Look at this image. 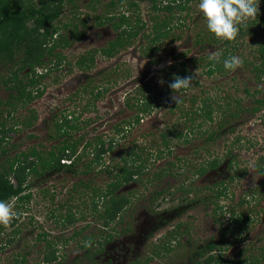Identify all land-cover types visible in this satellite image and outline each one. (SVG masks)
<instances>
[{
	"label": "rangeland",
	"instance_id": "rangeland-1",
	"mask_svg": "<svg viewBox=\"0 0 264 264\" xmlns=\"http://www.w3.org/2000/svg\"><path fill=\"white\" fill-rule=\"evenodd\" d=\"M60 1L61 13L53 23L60 26L57 36L67 38L70 45L55 51L62 52L65 59L56 67L52 57V63L44 65L46 69L38 68L44 76L39 77L35 88L42 90V94L26 106L18 102L10 116L4 104L8 89L2 82L10 65L0 64V129L1 123L13 128L6 133L9 153L39 142L44 146L57 143V139L51 140L48 135L55 134L53 120L71 112L79 113L83 119V126L75 134L82 133L84 138L118 134L117 145L106 157L110 166L123 151L136 145L143 147V152L161 145L155 140L162 131L172 137L171 153L155 160L149 156L151 163L142 175L122 185L120 192L128 193L130 203L121 219L106 227L103 219L90 210L88 196L81 197L84 189L74 186L77 178H81L93 187H103L110 180L106 170L94 167L87 173L56 172L32 178L30 202L8 226L0 225V264H203L204 258L211 254L221 255L222 264H264V173L258 171L261 165L264 168V162L260 161L264 157V108L250 113L246 108H250L254 97L243 90L249 87L258 91L256 97L264 95V76L255 82L249 62L259 57L257 47L264 39V27L255 30L245 27L231 41L232 55L248 60L246 63L235 71L208 75L207 60L223 51L224 42L209 37L198 0H189L184 9L174 10L173 14L155 11L146 0H137L136 6H129L125 0ZM21 3L28 5L27 0ZM258 8L264 9V0L258 1ZM122 13L131 23L137 18L145 23L140 32L143 35L139 33L115 55L107 57L100 49L117 37L118 30L113 28L112 21L103 25L96 21L110 14L118 20ZM160 19L169 21V34L146 55L143 50L152 37L155 20ZM74 25L78 32H84L83 36L73 35ZM91 51L94 54L91 68L81 70L77 59ZM169 66L175 67L168 69ZM186 66L188 73L196 74L197 78L189 89L180 93L179 104L168 102L171 93L168 84ZM89 82L98 89L101 86L104 92L100 97H91L86 88ZM144 83L150 86L148 93L156 106L120 135L116 124L130 118L123 101L134 96V88ZM208 95L211 97L208 104L214 109L212 120L193 113L200 105L198 100ZM193 98H197V103L192 102ZM234 98L238 106L225 109V104L235 102ZM92 102L93 106H88ZM30 108L37 117L32 125L25 127L21 122L27 120ZM227 108L230 113L237 111V115H228ZM188 112L195 115L194 120L189 119ZM225 120L229 121L227 126ZM201 121L203 126L198 125ZM191 128L190 142L174 137L177 132ZM212 129L219 130L220 135L202 144L205 136L201 134L206 135ZM111 156L115 159H110ZM211 157H218L220 165L202 176L194 175V167ZM230 158L237 163H232V168L228 166ZM171 161L175 165L168 170ZM222 182L227 185L228 195L218 198L215 191ZM180 185L184 186L180 189ZM187 188L192 191L184 190ZM200 196L203 198L188 203ZM216 201L223 205L224 213L213 211ZM70 209L75 219L66 224L61 217ZM230 209L244 212L248 219L235 223L228 214ZM108 233L112 235L105 242ZM209 242L216 244L215 251L200 256L199 250ZM48 244L57 250V258L47 263L44 255L48 253ZM214 258L211 264H219Z\"/></svg>",
	"mask_w": 264,
	"mask_h": 264
},
{
	"label": "trees",
	"instance_id": "trees-1",
	"mask_svg": "<svg viewBox=\"0 0 264 264\" xmlns=\"http://www.w3.org/2000/svg\"><path fill=\"white\" fill-rule=\"evenodd\" d=\"M28 5L21 3V0H0V64L10 65L9 73L6 77H3L2 82L8 89V99L4 102L8 106L7 115H11L16 109L18 102L22 103V106H26L32 100H35L39 95L42 94V90L35 88L38 85L39 77L42 78L44 73L38 70L39 67H44L48 62L52 63V57L55 60V66H60L61 62L65 59V55L60 51H55L58 47L63 49L70 45L67 38L63 36H57L59 33L58 25H55L53 21L59 17L61 13V1L60 0H27ZM128 2L129 6H136L137 0H125ZM143 1V0H139ZM150 3V6L155 10H165L169 13H175L174 10L184 9L186 3L189 0H167L163 4L164 0H146ZM259 0H257L258 2ZM22 6V8H20ZM261 13V14H260ZM112 14L107 18H98L96 23L103 25L106 21H112V26L114 29L118 30V35L116 38L111 40L107 47L101 48L100 51L103 55L107 57H112L115 55L121 47H125L130 41L138 36L145 26V23L137 18L135 23H131L128 16L124 13L120 14L119 19L115 20L112 18ZM155 26H153L152 37L149 38V43L146 45L144 54L148 55L156 49V44L161 41L163 37H167L170 31L169 21L166 19L155 20ZM264 27V9L258 12L255 18L247 21V23L242 24L239 29V34L242 33L243 29L246 27H252L253 30L258 27ZM68 27V26H67ZM72 32L75 37L83 36L84 32L77 31V25L73 26ZM139 35H143L140 33ZM150 34H145L149 36ZM211 39L216 40L217 38L214 34L210 33ZM203 39V38H200ZM235 39V38H234ZM198 41V39H197ZM217 41V40H216ZM231 41H223V51L219 52L220 56L218 59L210 60L208 58L206 63L205 73L211 75L216 72H227L223 66V60L232 55V45ZM258 58H253L250 60V65L252 66L251 72L255 82L262 80L264 76V39L258 43L257 47ZM94 60V54L91 52L87 55H81L77 59V66L81 70H87L91 68V64ZM248 60L244 61L246 63ZM175 66H169L168 69ZM186 68V69H185ZM22 71H26L21 74ZM46 73V72H45ZM188 73V67H184L179 73L180 76H186ZM190 75V73H188ZM87 85L89 88V94L93 99L101 96L104 92L101 86ZM106 90V88H104ZM135 95L132 97H127L123 101L124 108L130 111V118H124L116 124V131L120 135L125 134V131L129 129L128 125H136L142 119L144 113H148L152 108H154L155 102H152L153 96L149 94L150 86L146 83L141 84L140 87H135ZM244 92L246 95H251L253 98V103L250 108H246L250 113H254L262 108H264V95L261 97H256L258 94L257 90H252L249 87H245ZM253 91V92H252ZM141 93V95H140ZM235 102H228L225 104L226 107L238 106V100L236 98ZM211 100L210 95L203 96L198 101V105L193 112L196 115H202L206 120H212L214 109L208 102ZM193 103H197V98L192 99ZM3 103V102H1ZM89 105L93 106V102ZM228 115L235 116L237 111L230 113V108ZM30 114H28L27 120L21 122L25 127L32 125L37 115L31 108ZM151 112V111H150ZM223 113V110H222ZM187 115L189 119H195V115L191 116L188 112ZM81 115L79 113L71 112L63 115L60 119H54V133L48 134L49 139H57V143H51L50 146H44L41 142L36 145H31L23 150H17V152L11 154L10 150L7 148L8 136L7 132L12 128L6 127L4 123H1L0 131V199L11 200L15 202V212L16 217L19 216L20 210L23 209L32 198L31 179L41 178L46 173H56L64 172L66 174H78L79 172L87 173L90 172L94 167H99V169L106 170L110 173V180L103 187L91 186L90 182L77 178L74 186H79L84 189L81 193V197L88 196L90 210L93 211L99 218L103 219V226L106 227L116 219H121L122 212L128 207L130 201V196L128 193L120 192L122 185L128 184L129 182H134L142 175L144 169L150 165L151 161L149 156L159 158L163 155L171 153L170 140L171 135L162 131L159 139H156V143L161 145L153 146L154 150L149 147L143 152L142 148L135 147L129 150L123 151V155H120L117 162L110 166L109 160L106 157L111 153L115 146L117 145V135H112L110 137H102L101 135H95L91 138H84V134H75L83 126L80 119ZM224 123V122H223ZM229 121L225 120L226 126ZM203 121L199 122V126H203ZM124 125L126 128H124ZM221 127V125H220ZM192 128L187 131H179L174 137L181 142H190L189 135L192 132ZM220 131L217 129L210 130L206 135L201 134L203 137V142H210L214 140L215 137L219 136ZM236 139H239L238 136ZM42 144V145H41ZM82 144L81 149L79 146ZM201 144V143H200ZM197 145V144H195ZM152 146V144H151ZM152 149V150H151ZM228 151L226 150V153ZM229 153V152H228ZM228 155V154H227ZM88 158V159H86ZM114 157L111 156L110 159ZM115 159V158H114ZM180 157H177V160ZM260 161L264 162V157H260ZM229 162V163H228ZM229 168H232L233 164H237L233 158L228 160ZM171 166L175 165L173 161L168 162ZM233 163V164H232ZM220 165L218 157L207 158L205 161L199 163L192 171L194 175L202 176L206 171L215 169ZM258 171L263 174L264 168L261 165L258 167ZM172 174V173H170ZM158 177L159 173H155ZM150 181V180H149ZM180 185V189L182 188ZM90 188V189H89ZM227 185L222 182L220 188L215 191V195L218 198L227 196L228 190ZM89 190V191H87ZM186 191H192V188L184 189ZM83 195V196H82ZM203 198V196L197 199H191L188 203L198 201ZM223 205H220L216 201V206L213 211H222ZM74 212L70 209L64 214L62 222L69 224L74 221ZM230 217L237 224H241L248 219L247 214L236 213L234 210H229ZM235 214V215H234ZM233 215V216H232ZM61 216V214H59ZM14 219V218H13ZM216 219V218H215ZM14 221V220H13ZM111 233H108V238L105 242L110 240ZM72 237V236H71ZM92 242V238L89 237ZM103 243V242H100ZM46 246L48 253L45 254L44 261L51 262L57 258V250ZM216 244L214 242L207 243L198 252L200 256H203L206 252L215 251ZM50 247V248H49ZM86 247V245H84ZM89 252L90 248H87ZM215 256L211 254L204 258L203 264H211V260ZM217 263L222 264V256L217 255L214 258ZM65 264V263H63ZM88 264V263H82ZM199 264V262H198ZM224 264V263H223Z\"/></svg>",
	"mask_w": 264,
	"mask_h": 264
},
{
	"label": "clouds",
	"instance_id": "clouds-1",
	"mask_svg": "<svg viewBox=\"0 0 264 264\" xmlns=\"http://www.w3.org/2000/svg\"><path fill=\"white\" fill-rule=\"evenodd\" d=\"M198 9L204 18L207 30L221 41L233 40L240 26L255 18L259 11L257 0H198ZM219 56L220 53H215L209 59H218ZM242 63V59L236 55L223 60V66L227 71H235ZM196 78V74L186 76L174 74L168 84V88L171 89L168 102L179 104L180 93L189 89ZM160 83L163 81L161 80ZM14 207V201L0 199V225L6 227L11 223L16 216Z\"/></svg>",
	"mask_w": 264,
	"mask_h": 264
},
{
	"label": "flooded vegetation",
	"instance_id": "flooded-vegetation-1",
	"mask_svg": "<svg viewBox=\"0 0 264 264\" xmlns=\"http://www.w3.org/2000/svg\"><path fill=\"white\" fill-rule=\"evenodd\" d=\"M228 195V194H227Z\"/></svg>",
	"mask_w": 264,
	"mask_h": 264
}]
</instances>
